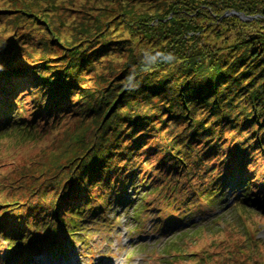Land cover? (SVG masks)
Returning <instances> with one entry per match:
<instances>
[{"label":"trees","instance_id":"16d2710c","mask_svg":"<svg viewBox=\"0 0 264 264\" xmlns=\"http://www.w3.org/2000/svg\"><path fill=\"white\" fill-rule=\"evenodd\" d=\"M152 3L161 4L160 12L144 34L157 38L156 31L168 28L178 39L175 47H159L158 58L149 55L155 66L142 63L145 58L119 68L82 111L86 96L76 78L111 50L113 39L95 37L74 52L65 48L58 60L30 55L20 62L29 54L20 31L25 28L12 23L18 13L0 9V132L15 130L31 139L53 125L61 128L39 155L15 168L11 163L2 181L0 241L9 244L4 264L13 255L24 259L40 244L59 252L77 239L85 244L92 231L110 228L106 212L119 200L132 208L137 230L148 215L162 230L163 206L180 221L198 211L199 198L216 206L228 182L240 188V207L264 212V0ZM217 18L235 32L219 25L221 34L228 31L221 48L229 51L220 50L218 59L211 43L201 45ZM244 28L250 31L244 40L230 43ZM46 42L53 41L38 39L27 48ZM126 189L132 192L128 200ZM209 247L189 255L190 261L210 260ZM243 247L227 252L224 263L257 264ZM164 248L174 251L171 261L188 256L175 244Z\"/></svg>","mask_w":264,"mask_h":264},{"label":"rangeland","instance_id":"374dc122","mask_svg":"<svg viewBox=\"0 0 264 264\" xmlns=\"http://www.w3.org/2000/svg\"><path fill=\"white\" fill-rule=\"evenodd\" d=\"M23 5L28 6L31 12H27ZM157 5L161 4L152 3V0H0V9L7 13L19 14V18L12 21L17 30L25 28L20 31L26 33L23 40L26 42L25 52L29 54L21 57L20 62H24L25 57L30 55L46 58L49 61L58 60L62 58L60 51L65 48L73 49L72 52H74L75 48L88 44L95 37L105 36L113 39L110 42L111 50L89 71L84 72L83 75L78 74L80 78H76V82L83 88L82 93L86 96L85 105L81 111L84 110L87 102H93L95 96L103 93L101 92L102 87L112 81L114 72L119 68L135 63L137 66V63L145 58L148 59L142 63L155 66L158 61L153 60L152 57L149 58V55L158 58V53L161 51L159 47L166 48L170 45L175 47V41L178 39L170 34L168 28L159 29L161 32L156 31L159 33L157 38L149 33H146L148 35L144 34V31L148 32L149 30L148 21L152 20L157 12H160ZM207 6L204 5L202 9L206 8L210 11L211 9ZM218 6L220 7V5ZM209 13H212V16L215 15L211 11ZM200 20L196 23H199ZM216 20L218 21L214 25L215 30L210 32L209 40L201 45L211 43V48L217 49L214 55L218 59L220 50L229 51L227 47L221 48L226 45L223 44L226 39H222V36H227L228 31L221 34L218 30L219 25L227 26L226 30L235 32L231 29V23L220 24L222 20L218 18ZM36 22L38 25L34 26L33 23ZM42 25L44 28L41 27ZM249 32L244 28L242 34L230 37L229 42L238 44L244 40L241 38L248 35ZM38 39L54 43L46 42L47 46L40 45L39 48L42 50H37L39 48L33 46L27 48L29 43L37 42ZM55 44L57 48H55ZM0 45L2 46L4 43L1 42ZM192 47L194 46H187L188 49H193ZM210 54L212 55V53ZM63 57L68 59L67 56ZM212 57L214 58L213 55ZM67 62H71V60L68 59ZM169 70L172 71L173 68ZM82 77H84L83 80H79ZM52 79L54 80V78ZM103 79L106 81L104 82ZM28 89L21 90L27 91ZM17 111L21 113L18 108ZM64 122L65 119L62 123ZM58 125L42 130L40 134H36L31 139L29 137L23 139L26 135L23 136L22 132L1 130V188L4 185L2 182L5 180L4 177L12 170V167L9 168L10 164L12 163L15 168V163L21 164L24 160L28 161V159L39 155L42 150L47 149L60 134L61 128ZM224 189H226V195L216 203V206H207L199 198L196 206L200 208L198 211H189L190 215L186 216L185 221L177 219V214L173 213L174 210L163 206L161 212L163 211L167 222L162 220V230H157V227L154 226L155 216L152 215L143 218L142 226L140 225L137 230L135 219H131L132 208H127V203L119 200L118 203H114L110 207V211L106 212L110 216L109 219H113L110 221V228L103 229V231H92L85 244L77 239L60 252L58 249H51L40 244L24 259H19L21 254L13 255L10 264H193L189 255L197 253L199 248L209 247V245L207 252L211 258L202 264H232L231 262L224 263L227 257L226 253L243 244L245 251L256 261L254 263L264 264V212L240 207L237 198L240 191L238 186L228 182ZM126 194L128 200L132 195L131 190H127ZM174 196L173 194L172 198ZM176 208L178 212L181 211V207ZM213 241L214 243L219 241L220 247L215 248L212 244ZM174 244L179 248L177 250H181L188 256L171 261V254L174 251H163V249L166 245ZM7 245L9 244L1 239L0 264H4L1 256L4 252L3 248L5 249Z\"/></svg>","mask_w":264,"mask_h":264},{"label":"water","instance_id":"95a60500","mask_svg":"<svg viewBox=\"0 0 264 264\" xmlns=\"http://www.w3.org/2000/svg\"><path fill=\"white\" fill-rule=\"evenodd\" d=\"M230 14H235L234 12H231ZM241 19H246V17L245 16H241Z\"/></svg>","mask_w":264,"mask_h":264}]
</instances>
